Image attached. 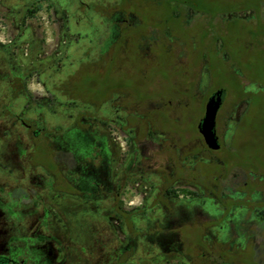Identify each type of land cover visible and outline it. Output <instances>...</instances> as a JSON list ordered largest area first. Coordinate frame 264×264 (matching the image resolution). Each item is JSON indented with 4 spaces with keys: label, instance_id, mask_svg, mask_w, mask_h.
<instances>
[{
    "label": "flooded vegetation",
    "instance_id": "1",
    "mask_svg": "<svg viewBox=\"0 0 264 264\" xmlns=\"http://www.w3.org/2000/svg\"><path fill=\"white\" fill-rule=\"evenodd\" d=\"M3 1L0 0L1 6H4ZM149 1L159 8V11L151 17L139 11L134 12L133 8L138 7L139 0H109L104 7L96 6L93 10L109 27L108 34L99 45L98 56L91 58L89 53L85 54V60L77 62L69 74L74 80L72 83L74 92L82 68H88V71L114 68L115 77L112 76V78L115 81L106 95L98 101L88 103L95 106L97 110L104 105H109L119 116L101 125L106 127L107 134L99 132L94 118L87 119L80 114L67 132L61 135L47 132L42 120L43 106L40 109L36 108L37 103L33 101L32 96L34 89H37L32 83L34 30L31 15L34 12H30L28 17L29 11H26L27 7L23 6L26 12L23 21L20 19L17 22L15 18L9 20L8 28L12 31L10 38L0 42V170L4 171L5 175L2 178L0 173V264H79L76 262L78 256L73 259L70 257L75 253L73 237L65 224V213L59 211V200L65 196L84 201L109 199L111 201L110 221L117 226L121 235L119 257L131 250L132 240L126 239V234L129 231L133 234L141 232L139 227L134 225L133 217L138 216L140 207L147 201L145 198L147 195L144 193L138 206H133L134 202L128 199L127 170L135 167L141 174L145 173V147L150 145L154 150L151 157L148 156L149 160L155 157L163 158L169 165V167L166 166L169 170L166 176H159L160 186L153 199L156 209H168L171 198H197L199 192L191 188H201L209 190L214 195L217 205L213 207L220 212L221 204L223 215L227 216L232 206L242 209L248 205L249 198L254 193L264 194L262 184L264 170L256 165L249 168L234 166L228 171L220 172L222 162L220 152L231 145V143L224 145L220 137V115L230 98L228 88L214 86L210 78L212 86L210 92L202 98L203 113L197 123L196 132L189 134L185 128L168 132L167 121H175L177 118L170 114L175 108L174 105L171 106L162 100L164 102L162 109L167 118H158L151 113L157 109V103L148 99L142 102L133 99L122 87V79L115 71L123 67L120 63L128 54L137 60H142L144 62L142 69L145 70L151 67L150 62L154 60L157 52L162 56L173 53L179 68L183 70V76L176 78L174 82L176 106L180 110L187 108L190 105L189 97L194 92L195 95H202L200 83L203 69H207L209 76L211 74L209 65L211 51L208 52L207 47H213L212 57L220 60L221 55L222 59L227 60V55L220 49V21L231 18L243 20L236 17V14L245 11L253 13L252 21H254V11L241 8L220 13V0H217L219 6L215 11L201 7L199 3L192 0ZM209 2L213 3L214 0ZM51 3L54 14L57 15L59 11L65 10L54 2ZM78 6H81L85 13L91 9V6L82 0H79ZM263 8L264 6L261 7V13L264 15ZM42 9L38 6V11ZM224 16L227 17L224 18ZM152 21H162V23L157 26ZM173 25H178V29L176 30ZM65 38L64 35L62 45L66 44ZM62 45L58 46L57 56L62 54ZM186 46L192 53L197 54L191 60L188 59ZM43 55L48 56L49 51H45ZM190 84L195 85V91L190 89ZM221 88L226 90V97L217 113L215 127L221 148L214 151L206 146L198 126L203 119L209 97ZM60 90H63V86ZM246 93L249 94L247 91ZM235 101L246 102V109L249 105L248 99H235ZM245 111L239 116L232 137ZM180 142L184 143L186 150L177 145ZM194 142L199 143L200 147L194 145ZM128 143L136 145L135 154L132 155L125 169H122L120 165L123 163L120 162L114 172L115 149L121 147L123 151H127ZM52 146L56 149H52ZM34 148L42 149L45 157L50 159V166H46L43 162L33 166L32 162H29L31 155L28 149ZM17 161L18 166H16ZM199 162L217 164L218 170L211 174L213 182H205L204 175L199 178L202 183L192 182L184 177L176 179L177 169H181L182 172H192ZM17 171L18 177L15 176ZM230 177L235 181L234 191L242 194L243 198H223L222 190ZM167 178L173 180V188L194 191L197 195H167L160 199L158 196ZM179 181H183L186 186H177ZM249 182L255 183L252 192L247 189ZM222 200L230 203L227 214H225ZM129 206L133 207L129 208ZM126 215H131L132 229L126 223ZM262 220H264V213ZM159 223H161L160 220ZM208 225L215 224L206 223L202 228H208ZM191 226L193 228V225ZM159 229L155 232L156 236L166 232V229ZM193 232L200 236L199 230ZM142 233L146 236L147 232ZM173 233L174 237L180 238L179 229L174 230ZM122 241L126 243L121 244ZM248 247L257 252L254 261L262 262L260 256H264V246L256 244L248 245ZM222 250L224 248L220 246V254H223ZM174 253L175 249L169 248L164 255ZM207 263L208 261H205L202 264ZM120 264H128L127 257ZM220 264H225L222 255H220ZM235 264L238 263L235 261Z\"/></svg>",
    "mask_w": 264,
    "mask_h": 264
},
{
    "label": "rangeland",
    "instance_id": "2",
    "mask_svg": "<svg viewBox=\"0 0 264 264\" xmlns=\"http://www.w3.org/2000/svg\"><path fill=\"white\" fill-rule=\"evenodd\" d=\"M24 1L27 2V5ZM107 1L109 0H82L91 6L87 13L81 6H78L79 0H4V6L0 5V42L10 38L12 31L8 28V23L11 18H15L17 22L20 19L23 21V16L26 14L23 6H26V11H29L28 17H30V12H34L31 15L34 30L32 83L37 89H34L32 96L33 101L37 103L36 108L40 109L43 106L42 120L47 132L60 135L67 132L80 114L87 119L94 118L95 126L99 128V132L107 134L106 127L101 125H105V121L107 122L111 118H119L109 105H104L98 110L95 106L88 105L90 101H98L106 95L107 90L115 81L112 78L115 74L114 68H100L94 71L82 68L74 92L72 90L74 80L69 76L75 64L85 60V54L89 53L91 58L98 56L99 45L107 36L109 27L98 14H95L93 9L96 6L104 7L108 4ZM192 1L213 11L217 10L219 6L217 0H214L213 3H210L209 0ZM229 1L231 0H220V6ZM51 2L65 10L59 11L57 15L54 14ZM38 6L43 8L42 11H38ZM158 9L157 5L149 0H139L138 7L133 8L134 12L139 11L150 17L157 13ZM262 10L264 13V8ZM226 17L224 16V18ZM236 17L252 21L253 13L245 11L237 13ZM152 22L157 26L162 23V21ZM177 26L173 25L176 30ZM64 35L67 41L62 45ZM93 44L98 46L93 47ZM60 45L63 46L62 54L57 56L56 51ZM185 50L189 60L197 55L192 53L188 46ZM207 50L211 51L209 56L212 57L213 47L208 46ZM45 51H49L48 56L43 55ZM142 64H144L142 60H137L129 54L123 58L120 63L123 67L115 69L116 74H119V78L122 79V87L137 101L142 102L148 99L157 103V109L151 113L160 119L167 118L162 109L163 103L166 101L171 106L174 105L175 108L170 114L177 118H174L175 121H167L168 132L182 128L188 130L189 134L196 132L197 123L203 113L204 100L202 98L210 92L212 86L207 69L204 68L203 74H201L202 95H195L194 92L189 97L190 105L180 110L176 106L174 82L176 78L183 76V70L179 68L175 55L171 53L162 56L157 52L154 60L150 62V68L144 70ZM260 65H262L261 62ZM62 86L63 90H60ZM189 87L195 91V85L190 84ZM263 88L257 83L246 85V91L249 93L264 90ZM246 106V102L237 103L231 96L225 104L220 115V137L224 145L231 143L233 129ZM230 118L231 121H229ZM261 131L263 132V130ZM172 137L173 135L171 139ZM263 141L264 138H260L253 143L258 147L256 150L263 149ZM127 145V151H123L121 147L115 149L114 172L120 162L123 163L120 165L122 169H125L132 155L135 154L136 145L130 143ZM177 145L186 150L184 143L180 142ZM194 145L200 147L199 143L194 142ZM18 148H20L19 144ZM52 149H56L55 146H52ZM153 150L151 145L145 147V173L141 174L135 167L127 170L128 199L134 202L133 206H138L144 197L143 194L146 193L147 201L145 200V204L140 207L138 216L133 217L134 225L139 227L141 232L133 234L129 231L126 234V239L131 238L133 248L123 256L121 255L122 257H119L120 230L110 221L111 201L109 199L84 201L65 196L59 200V211L65 213V224L73 237L75 253L70 255L71 259L78 256L76 262L79 264H120L125 257H127L128 264H193L195 258L190 257L191 251L188 248L192 242L198 240V237L190 236L191 232H185V228H182L185 238L180 235V238L177 239L173 233L183 225H193L194 231H200L201 244L209 247L221 246L232 254L230 260L225 264H235V261L238 264H264V256H260L262 262L256 263L254 259L257 252L248 247V245L256 244L264 246V220H262L264 194L254 193L249 198L248 205L242 209L232 206L227 216L223 215L221 204L220 212L216 207H213V205H217L214 195L209 190L201 188H191L199 192L197 198H171L168 209H156L153 199L160 186L159 176H166L169 172L166 166L169 167V165L163 158L155 157L149 160L148 156L151 157ZM252 150L251 146H246V155H249L248 153ZM28 153L31 155L29 162H32L33 166H37L40 162L46 166L51 165L50 159L45 157L42 149H28ZM260 156L259 158L263 159L262 155ZM18 163L17 161L16 166L19 165ZM188 163L190 162L188 161ZM234 163H237L236 159H232L229 164L234 165ZM0 171L1 177H5L4 171ZM15 176H19L18 171ZM234 183L235 181L231 177L227 180L226 187L222 190L223 198H243L242 194L234 191ZM176 185L186 186L183 181L177 182ZM133 206H129V208ZM206 223L215 225L202 228ZM159 228L166 229V232L156 236L155 232L160 230ZM143 231L147 232L146 236H143ZM122 232L125 233L124 229ZM126 242L122 241L121 244ZM169 248L175 249V253L165 256L164 253ZM197 252L204 253V249L199 247L196 254ZM207 264L220 263L209 260Z\"/></svg>",
    "mask_w": 264,
    "mask_h": 264
},
{
    "label": "trees",
    "instance_id": "3",
    "mask_svg": "<svg viewBox=\"0 0 264 264\" xmlns=\"http://www.w3.org/2000/svg\"><path fill=\"white\" fill-rule=\"evenodd\" d=\"M262 6H264V0H231L220 6V13L245 8L252 9L255 16L254 21L251 23L237 18L220 21V49L222 53L227 55V60L222 59L221 55L220 60L214 57L210 58V78L213 85L228 88L231 98L236 100L248 99L249 101V105L235 129L230 147L228 149L224 148L220 152L222 160L220 172L228 171L234 166L249 168L253 165L264 170V146H262L263 149L256 150L258 147L253 144L256 140L264 138V91L249 94L245 91L248 83H257L264 87V15L261 13ZM260 62L262 65H260ZM262 143L264 144V141ZM246 146L253 148L248 153L249 155H246ZM260 155L263 159L259 158ZM232 159H236L237 163L230 165ZM217 170L218 166L215 162H199L192 172H182L181 169H177L176 179L184 177L189 181L202 183L199 178L204 175L206 176L205 182L210 183L213 182L211 174ZM168 179L161 188L158 196L160 199L167 195H197L194 191L173 188V180ZM253 184L255 183L249 182L247 187L251 192L254 191ZM262 184L264 185V179ZM223 203L225 214H227L230 203ZM125 220L128 227L132 229L131 215H126ZM182 228H185L187 233L191 232L189 233L190 236L198 237V240L192 242V245L188 248L191 251L190 257L195 258L193 264H202L209 260L220 263V255L224 257L225 263L230 260L232 254L226 250H222L223 254H220V246L209 247L201 244L200 236L193 232L194 228L192 226L179 228L180 235L185 238ZM199 247L204 249V253L197 252L196 254Z\"/></svg>",
    "mask_w": 264,
    "mask_h": 264
},
{
    "label": "water",
    "instance_id": "4",
    "mask_svg": "<svg viewBox=\"0 0 264 264\" xmlns=\"http://www.w3.org/2000/svg\"><path fill=\"white\" fill-rule=\"evenodd\" d=\"M226 97V90L221 88L214 92L208 99L205 113L198 126V131L202 135L206 146L214 151L221 148L216 135V117Z\"/></svg>",
    "mask_w": 264,
    "mask_h": 264
}]
</instances>
